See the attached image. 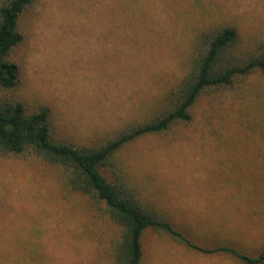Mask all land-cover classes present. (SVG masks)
<instances>
[{
	"label": "rangeland",
	"instance_id": "374dc122",
	"mask_svg": "<svg viewBox=\"0 0 264 264\" xmlns=\"http://www.w3.org/2000/svg\"><path fill=\"white\" fill-rule=\"evenodd\" d=\"M202 5L236 21L247 35L264 37V0H37L21 17L23 40L11 52L21 68L13 95L28 110L47 106L65 139L103 140L145 113L147 92L151 99L178 73ZM202 139L194 127H183L140 138L122 149L121 158L130 180L148 182L192 241L213 247L229 237L256 254L264 245L263 205L241 206L240 196L230 195L216 155L208 154L213 144ZM235 158L251 167L259 162L256 172L264 174V152ZM165 189L179 205L162 195ZM97 206L64 191L57 169L41 159L0 155L2 252L28 253L22 247L40 228L36 238L49 264H104L82 236L85 214L104 216ZM76 217L82 218L77 225ZM142 246L143 264L236 263L228 253L201 252L150 229Z\"/></svg>",
	"mask_w": 264,
	"mask_h": 264
},
{
	"label": "trees",
	"instance_id": "16d2710c",
	"mask_svg": "<svg viewBox=\"0 0 264 264\" xmlns=\"http://www.w3.org/2000/svg\"><path fill=\"white\" fill-rule=\"evenodd\" d=\"M35 2L0 0V155L31 154L57 169L58 182L68 194L95 200L104 216L85 214L82 236L104 264H143L142 238L148 229L201 252L228 253L233 264H264V245L251 254L229 237L213 247L192 241L163 206L161 196L147 188L148 182L130 180L121 158L122 149L140 138L194 127L207 145L212 142L208 154L216 155L219 174L226 178L222 182L232 189L230 195L240 196L241 206L254 203L256 210L262 205L264 210V174L256 172L262 167L235 158L264 152V37L247 35L236 21L202 5L190 51L168 86L151 99V91L147 92V111L103 140L75 143L59 135L47 106L28 110L13 95L21 68L11 52L23 40L19 21ZM251 143L257 147L254 151ZM162 195L179 205L169 190ZM81 220L77 218L75 225ZM109 222L112 229L106 226ZM40 233V228L35 229L36 237ZM36 237L22 247H28V253L18 256L2 252L1 246L0 264H49Z\"/></svg>",
	"mask_w": 264,
	"mask_h": 264
}]
</instances>
